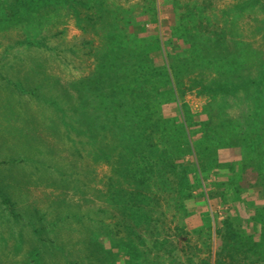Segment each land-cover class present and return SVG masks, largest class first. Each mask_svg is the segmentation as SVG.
Returning <instances> with one entry per match:
<instances>
[{
  "label": "rangeland",
  "instance_id": "rangeland-1",
  "mask_svg": "<svg viewBox=\"0 0 264 264\" xmlns=\"http://www.w3.org/2000/svg\"><path fill=\"white\" fill-rule=\"evenodd\" d=\"M36 1L0 0V264H264V0ZM112 86L167 120L129 181L87 142Z\"/></svg>",
  "mask_w": 264,
  "mask_h": 264
},
{
  "label": "trees",
  "instance_id": "trees-1",
  "mask_svg": "<svg viewBox=\"0 0 264 264\" xmlns=\"http://www.w3.org/2000/svg\"><path fill=\"white\" fill-rule=\"evenodd\" d=\"M50 1L49 0H39L32 4L34 9L37 11H41L43 6L47 5ZM82 7H89L91 9H95L92 14H86L85 18L87 20L93 21H102L105 18V13L103 12L101 0H82L76 1ZM76 18L83 21V17H81L80 11L78 9H74ZM89 24V23H88ZM82 27V26H81ZM85 28L84 26L82 29ZM193 66L200 65L195 61L192 63ZM173 68V75L177 78V82L180 80L179 72L174 67V64H171ZM203 66V65H201ZM168 77V82L171 83V78ZM225 90H231V87H225ZM230 88V89H229ZM92 91V89H90ZM117 90V89H116ZM98 91V93L96 92ZM126 92H121L120 95L115 94L114 86L111 87V93H103L102 88H93L92 93H97L98 96L94 98L92 101H86V104H92L93 108L91 111H87L85 118H90V122H85L88 125V139L87 142L89 145L92 146V151L96 152V155L100 158H103L107 162H114L113 159L116 158L115 156H119L121 159H124V168L122 170H118V173H122L126 180H130L131 177H134L133 169L129 160L131 157H140L142 165H140L137 169L140 170V174L143 172H149L154 169V164L148 162V158L150 155H155L156 151L151 142L150 137L154 135L156 130H165L167 120L160 117L159 120L153 121V123L143 124V120L146 122L150 120V116H142L143 109L145 104L148 101H144L141 94H136L135 90H125ZM95 94V95H97ZM172 97L176 100V96L173 93ZM138 95V96H137ZM85 97V96H84ZM80 103L83 101V96L80 95L79 97ZM87 98V97H85ZM154 106L157 103L156 98H153ZM97 104V105H96ZM138 121L137 125H134V121ZM142 121V124L139 123ZM80 123V122H79ZM82 123V121H81ZM166 123V124H165ZM163 127V130L162 128ZM164 134V133H163ZM156 146V145H155ZM158 156V155H157ZM161 154L158 158V162L155 165H167L169 168H173L174 163L170 160L167 161ZM147 159V161L145 160ZM120 162V161H117ZM130 163V166H129ZM150 166V168H148ZM152 166V167H151ZM148 170H147V168ZM141 182L143 181L140 178ZM132 183V182H130ZM139 196L140 192L135 191L132 196H130L129 202H135L134 196ZM127 203V204H128ZM129 206V204H128ZM132 206V204H131ZM108 229V227H106ZM110 232V231H109ZM109 232L104 234L109 235ZM95 241L91 238L92 243V256L89 258H96L98 261H101V264H110V259L106 258L109 251H107L104 244L98 241V238H94ZM118 245H115L114 242L111 243V247L116 248ZM125 247L128 248V255L129 259L126 261L127 264H133V260L136 256V251L132 249V245L130 243H126ZM105 256V257H103Z\"/></svg>",
  "mask_w": 264,
  "mask_h": 264
}]
</instances>
